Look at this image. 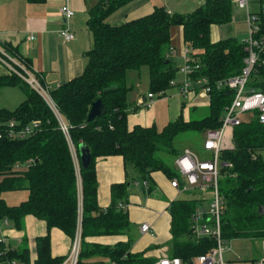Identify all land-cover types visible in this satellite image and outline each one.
<instances>
[{
    "label": "trees",
    "instance_id": "trees-1",
    "mask_svg": "<svg viewBox=\"0 0 264 264\" xmlns=\"http://www.w3.org/2000/svg\"><path fill=\"white\" fill-rule=\"evenodd\" d=\"M131 1L98 0L89 9L87 26L92 34V46L85 53L87 62L83 71L50 90L68 125V136L59 128L42 97L25 81L14 73L0 76V87L16 86L24 94L16 108H0V221L7 219L6 226L21 231L25 216L31 215L43 220L47 228L43 235L35 237L34 259L28 247L11 248L0 240V264L10 261L61 264L67 255L51 254L53 227L60 229L71 242L80 233L78 264L89 260L113 264H152L154 261L141 252L131 251L129 187L141 178L137 183L145 193L151 194V172L161 171L169 179L177 175L173 163H167L160 154L178 155L173 146L178 133L220 127L221 115L234 93L228 87L217 88L215 83L240 72L246 50L245 43L233 36L210 39L212 24L231 21V0H204L188 13H170L163 6H154L148 14L110 24L107 19ZM173 26L180 27L181 58L184 63L187 57L192 68L189 77L205 78L211 86L206 95L208 114L199 119H184L180 112L162 129L154 124L128 128V94L132 86L127 84V72L147 67L151 92L168 89L170 80L176 78L179 66L172 58L170 29ZM4 48L16 54L10 44ZM261 56L249 77L248 89L264 87V54ZM201 87L195 86L196 93ZM97 99L104 104L106 112L87 121L90 106ZM10 120L16 121V128L37 121L38 128L23 138L10 137L6 133ZM231 143L232 147L222 150L219 157L221 162L230 164L220 167L221 174L225 175L219 183L225 203L222 233L225 238L264 237V212L259 211V207H264V124L252 117L234 126ZM80 144L89 149L87 167L81 165ZM109 156L121 157L126 179L110 185L109 203L101 206L96 159ZM129 166L134 172H127ZM19 189L27 190L26 199L17 205H8L2 193ZM199 203L201 200L195 195L169 203L170 256L187 260L212 246L209 238L190 235L191 215ZM124 233L127 239L114 244L92 240Z\"/></svg>",
    "mask_w": 264,
    "mask_h": 264
},
{
    "label": "crops",
    "instance_id": "crops-1",
    "mask_svg": "<svg viewBox=\"0 0 264 264\" xmlns=\"http://www.w3.org/2000/svg\"><path fill=\"white\" fill-rule=\"evenodd\" d=\"M97 1L0 0V49L4 51V47L8 44L13 46L15 56L28 65L31 74L44 87L51 90L82 73L87 62L85 53L92 46V34L87 26L88 11ZM203 2L204 0H133L114 12L107 20L110 24L125 22L148 14L154 6H163L170 13H188ZM249 4L251 8V5L257 4V0H249ZM61 5H68L74 10V15L65 19L59 13ZM239 21L246 23L245 14L243 18H239ZM224 25L212 24L210 26L211 41L230 36L227 35V32L221 33L220 29ZM62 28H68L73 33L74 38L71 40L64 39L59 34V30ZM231 36L235 37L234 35ZM177 53V50L172 53L175 62ZM9 74L7 65L0 62V76ZM7 87L16 88V86ZM195 94L199 98H203L198 92H195L192 97H189V100L192 101ZM141 99L144 100L145 95ZM128 101L126 119L128 128H132L136 124L141 126L157 125L155 123L156 114L152 110L145 115L143 112L133 113L138 105H143L139 102L140 99H134L131 96ZM190 106H196V103L190 102ZM182 111H186L188 114L186 107L182 110L181 106L177 116ZM185 118L187 119V117ZM127 169L134 172L130 166ZM96 172L98 200L101 206H106L110 198V185L126 179L124 163L119 156L99 157L96 159ZM150 181V187L153 188L151 194L145 193L144 188L137 181L132 182L129 187L127 210L130 226L133 227L130 228L128 235L132 238V252H141L145 256L156 259L158 256L169 255L171 251L172 235L170 233L171 220L168 205L172 200L179 199V195L182 193H178L170 187L169 178L161 171L151 172ZM137 187H141V189ZM154 192H157L156 195L159 194V197ZM195 197L199 198L197 195ZM145 222L151 225L152 234L140 232L139 227ZM46 230V224L43 220L27 215L24 219L23 230L18 231L11 226L3 225L0 234L9 247H11L9 240L22 243L25 239L32 238L34 240V252L33 256L30 252V256L34 259L35 237L43 235ZM50 236L51 254L53 256L67 255L70 250L71 239L55 227L51 228ZM125 239H127L125 235L120 238L117 235H106L95 237L92 240L103 244H114L118 240Z\"/></svg>",
    "mask_w": 264,
    "mask_h": 264
},
{
    "label": "built area",
    "instance_id": "built-area-1",
    "mask_svg": "<svg viewBox=\"0 0 264 264\" xmlns=\"http://www.w3.org/2000/svg\"><path fill=\"white\" fill-rule=\"evenodd\" d=\"M234 6L238 9L245 10V19L247 25V38L244 49L246 55L243 58V66L237 75L222 78L216 81L217 88L228 87L233 90V98L231 102L224 108L221 115V125L217 129H207L204 131V141L202 149L207 155V158H201L200 154L188 148H185L173 160V167L176 176L169 179V184L178 193H187L197 195L201 200L191 215V237L193 238H209L212 242L207 252L194 255L187 260L179 256L162 255L156 257L152 264H224L223 251L225 247L223 243L225 237L222 233V215L225 210V203L222 194L219 190V175L220 167L223 165L229 166L228 162H221L219 157L221 151L232 147L231 139L226 141V134L232 131L234 126L242 123V115L248 112L252 117H257L258 121L264 124V87L255 90L248 89L247 84L251 73L257 62L264 54V0H257V10L251 11L249 0H231ZM59 13L65 18H71L74 15V10L68 5H61ZM59 34L66 40L74 38L73 33L68 28L59 30ZM185 51H187L185 49ZM2 55L7 56L6 51L0 49V61L7 65L10 73L17 74L25 81L32 89H34L44 100L55 115L59 128L68 136V125L62 115L59 113L53 99L50 96V90L44 87L31 72L25 74L20 73L16 69L19 63L11 60H5ZM192 68L188 64V58L184 57L182 67L179 71L183 75L181 81L176 79L170 80L171 86H178L179 92L185 97L194 95L195 86L201 85L198 91L203 97H207V93L211 86L207 85L205 78H197L192 80L189 77ZM165 90L160 89L156 92H148L145 99H140L145 107L151 105L155 97L163 96ZM249 119V121H250ZM6 133L10 137H26L32 134L38 128V122L32 121L22 127L16 128V121L10 120ZM0 132V137H1ZM264 159V151H262ZM18 164V163H17ZM19 165V164H18ZM137 184V183H136ZM209 192V203H202V195ZM5 225L8 224L7 219L3 220ZM141 233L152 234V227L149 223H142L139 227ZM0 240L3 238L0 235ZM261 255L256 258L252 264H264V237H260ZM80 250V233H76L70 246V250L61 264H78V254ZM7 264H22L16 261H10ZM81 264H113V262L100 261H83Z\"/></svg>",
    "mask_w": 264,
    "mask_h": 264
},
{
    "label": "rangeland",
    "instance_id": "rangeland-1",
    "mask_svg": "<svg viewBox=\"0 0 264 264\" xmlns=\"http://www.w3.org/2000/svg\"><path fill=\"white\" fill-rule=\"evenodd\" d=\"M257 4L251 5V10H256ZM245 14L244 9H236L235 6H232V20L226 23L224 26L221 27V33L224 34L227 32V35H234L240 42L244 41L247 36V25L243 21H239V18H243ZM171 35V47L174 50H177V57L176 63L179 67L183 66V58H181L183 45L182 39L179 33V26H173L170 29ZM6 51L7 56L2 55V57L6 60H11L19 63L16 65V69L20 72L25 74L26 71L29 73L30 69L26 63L21 61L18 57H16L12 52ZM1 62V61H0ZM9 71V70H8ZM139 71V72H137ZM10 72V71H9ZM17 75V74H16ZM183 75L181 72L176 74V81H181ZM127 84L132 86V90L128 94V98L131 96L138 99H141L144 95L146 96L149 89V76H148V68L142 67L140 70H129L127 72ZM23 92L18 88H11V87H0V108H7V109H14L16 108L20 102L23 100ZM22 99V100H21ZM138 101V100H137ZM185 102V106L182 107V110L186 107L188 114L186 111H182L183 117H187V119H199L203 116L208 114V102L207 98H199L197 94H195L194 98L189 100V97H185L181 95L179 92L178 86H170L166 89L163 96H157L154 98L151 107L147 108L144 105H138V107L133 111L138 114L139 112H143L145 115L146 113L152 110L153 113L156 114L155 123H157L156 127L158 129H162L163 126L169 120L176 119L177 114L179 113V109L182 106V103ZM190 102L196 103V106L191 107ZM133 110V108H132ZM137 110V111H136ZM251 115L248 112L243 113L242 119L245 121H249ZM186 119V118H185ZM232 138V131L227 132L226 134V141H229ZM204 141V132H200L197 130H188L181 133H178L173 141V146L176 150L177 154H180L185 148H188L194 152L200 154L201 158H207L206 153L202 149V144ZM71 149L74 153V148L70 144ZM160 156L164 158V160L171 164L174 160V155L161 153ZM128 172H131L128 170ZM133 173L131 174V176ZM224 174L219 175V183L224 179ZM136 181L141 182V178L136 179ZM141 189V187H137ZM142 191V190H141ZM27 190L26 189H19L15 191H4L2 193V197L6 201L8 205H17L21 201L25 200L27 197ZM156 195L157 192H154ZM159 197V194L156 195ZM190 197V194L183 193L180 194L179 197ZM202 203L208 204L209 203V192H206L202 195ZM4 223L3 220L0 221V228L2 229ZM135 226V225H134ZM131 228L133 226H130ZM124 234L117 235L118 238L124 236ZM5 242V241H4ZM34 240L29 237V239H25L22 243H17V241L9 240V245L13 248L19 246H26L30 249L31 255L33 256L34 252ZM8 246V244L5 242ZM223 246L225 250L223 251L222 257L224 264H252L253 261L261 255V245H260V238H253L249 236H238L232 238H226ZM168 255V254H166Z\"/></svg>",
    "mask_w": 264,
    "mask_h": 264
},
{
    "label": "water",
    "instance_id": "water-1",
    "mask_svg": "<svg viewBox=\"0 0 264 264\" xmlns=\"http://www.w3.org/2000/svg\"><path fill=\"white\" fill-rule=\"evenodd\" d=\"M106 112V108L104 104L101 102L100 99L95 100L92 102L88 115L87 121L93 120L95 117L101 116ZM79 154H80V161L83 167H87L90 163V153L87 146L84 144L79 145ZM259 211L261 213L264 212V207H259Z\"/></svg>",
    "mask_w": 264,
    "mask_h": 264
}]
</instances>
